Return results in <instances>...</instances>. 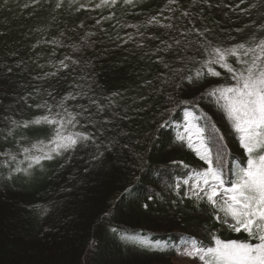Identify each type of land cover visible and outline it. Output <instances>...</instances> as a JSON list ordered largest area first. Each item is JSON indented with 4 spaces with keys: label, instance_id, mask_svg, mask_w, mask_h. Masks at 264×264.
Returning <instances> with one entry per match:
<instances>
[{
    "label": "trees",
    "instance_id": "16d2710c",
    "mask_svg": "<svg viewBox=\"0 0 264 264\" xmlns=\"http://www.w3.org/2000/svg\"><path fill=\"white\" fill-rule=\"evenodd\" d=\"M58 2L0 0V264H171L182 237L206 246L213 235L247 240L243 232L222 230L210 205L185 198L187 186L181 184L179 195L174 190L176 182L207 167L176 139L186 111L206 136L214 135L213 125L218 130L213 144L214 150L225 146L226 178L231 161L246 162L237 134L205 94L232 81L219 67L220 77L185 81L182 89L168 81L185 58H205L195 30L207 29V38L222 47L264 38V0H118L111 8H96L101 0H63L59 8ZM152 17L159 24L147 25ZM230 62L237 66L234 58ZM69 93L77 98L66 107L88 109L78 117L79 130L94 132L104 155L94 160L95 145L78 147L43 161L30 176L15 172L24 160L21 148L46 140L49 129L33 126L8 136V118L31 120L44 113L37 104L55 105ZM109 97L114 103L97 115L90 98L108 105Z\"/></svg>",
    "mask_w": 264,
    "mask_h": 264
},
{
    "label": "snow or ice",
    "instance_id": "6c2138e0",
    "mask_svg": "<svg viewBox=\"0 0 264 264\" xmlns=\"http://www.w3.org/2000/svg\"><path fill=\"white\" fill-rule=\"evenodd\" d=\"M178 2L179 0H168L169 4ZM62 3L63 0H59L56 6L59 8ZM117 3L118 0H101L99 4H96V8H111ZM123 3L132 5L134 0H123ZM241 3H244V0H241ZM182 15L187 17L189 13L184 12ZM111 18V16L104 17L105 20ZM96 23L99 24L100 20ZM154 24H159L156 17L147 21V25ZM128 26L133 27V25ZM166 27L171 28L172 25L168 24ZM259 30H264V25H261ZM195 31L201 38L198 42V51L202 50L205 58L199 61L195 57L185 58V67L172 69L173 78L168 83L173 88L182 89L185 81L192 85L208 77H220L221 72L216 69L222 68L232 83L210 88L205 94L214 98L218 110L225 115L232 130L237 134L247 159L243 164L239 161H231L227 166L226 178L225 146L220 145L214 150L213 141L219 143L215 136L218 130L213 125L214 135L206 136L207 129L194 123L196 117L192 112L186 111L184 131L178 133L176 139L193 149L207 167L202 171L194 170L187 179L176 182L174 190L179 195L181 184L187 186L185 198L193 199L197 204L207 203L214 210L213 217L218 223L224 224L235 233H245L248 239L225 241L213 235L211 243L206 246L194 237H182L181 244L173 247L177 256L198 260L200 264H264V38L257 40L253 36L248 42L222 47L214 45L207 38V29L203 32ZM182 35L186 36L187 33ZM180 43L181 41H176L177 45ZM192 43L189 41L184 46L185 50ZM171 47L169 45V48ZM230 58H234L237 66L230 62ZM189 63L193 65L198 63L199 67L188 68ZM61 65L67 68L63 61ZM165 66L168 67V65ZM52 75L55 76L56 73ZM177 79L180 81L179 84L176 83ZM116 95L118 94L113 93V96ZM76 98V95L69 93L55 105H50L47 101L37 104L36 107L43 109L44 113L31 120L16 121L8 118L11 125L8 136H12L16 129H27L33 126H45L49 129L46 140L40 139L30 147L21 148L20 154L23 155L24 160L17 163L15 172L30 176L33 169L43 168V161L62 157L65 153L74 152L78 147L95 145L97 151L93 155L94 160L104 155V152L100 151L101 145L97 143L96 134L79 130L84 125L78 117L83 116L88 109L73 112L66 107L68 100ZM107 99L108 105H100L90 98V103L96 107L97 115L114 103L111 97ZM169 99L173 100L174 97L170 96ZM180 102L177 101V103ZM103 122L108 123L106 120ZM88 123L95 128L90 117ZM164 126L163 123L159 125L160 128ZM97 131L100 130L97 129ZM222 139L221 136L220 140ZM113 144L104 145L105 151H111ZM2 155L8 157L9 161L17 159V156L11 152ZM25 162L27 167L21 168L19 165ZM5 166H8L7 162ZM148 199H153V196L149 195ZM112 231L118 232L116 228ZM119 235L121 240L130 239L124 233ZM94 248L95 241H90L89 249ZM159 250L164 251L163 248Z\"/></svg>",
    "mask_w": 264,
    "mask_h": 264
},
{
    "label": "rangeland",
    "instance_id": "374dc122",
    "mask_svg": "<svg viewBox=\"0 0 264 264\" xmlns=\"http://www.w3.org/2000/svg\"><path fill=\"white\" fill-rule=\"evenodd\" d=\"M220 224V228L224 231L228 230L229 228L227 226H225L222 223ZM171 264H200V262L198 260H193V259H189L186 257H181V256H175L172 261Z\"/></svg>",
    "mask_w": 264,
    "mask_h": 264
}]
</instances>
